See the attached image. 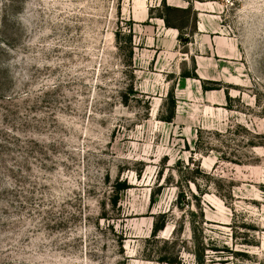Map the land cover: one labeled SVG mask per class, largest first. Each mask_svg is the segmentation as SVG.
Returning a JSON list of instances; mask_svg holds the SVG:
<instances>
[{"label": "rangeland", "instance_id": "1", "mask_svg": "<svg viewBox=\"0 0 264 264\" xmlns=\"http://www.w3.org/2000/svg\"><path fill=\"white\" fill-rule=\"evenodd\" d=\"M221 6L0 0V264H264V0Z\"/></svg>", "mask_w": 264, "mask_h": 264}, {"label": "crops", "instance_id": "2", "mask_svg": "<svg viewBox=\"0 0 264 264\" xmlns=\"http://www.w3.org/2000/svg\"><path fill=\"white\" fill-rule=\"evenodd\" d=\"M207 3L208 2L200 1V0H164V4L168 6L176 7L181 10L190 9L194 12V16L196 19L198 17V21H197V28L195 27V30H193V33L197 31L202 32L203 31L202 28L206 29L210 27L212 23V19L207 18V15L209 14H206V13L210 11L209 9L211 10H214L217 8L219 9V6L222 7L221 5H223V3L219 0L214 2V4H217V6H214L213 4L209 5ZM163 23H165L164 20H163ZM164 30L165 32L172 31L174 35H176L177 37H179L180 35L181 36L183 35L181 34L182 32L181 27H169L165 24Z\"/></svg>", "mask_w": 264, "mask_h": 264}, {"label": "trees", "instance_id": "3", "mask_svg": "<svg viewBox=\"0 0 264 264\" xmlns=\"http://www.w3.org/2000/svg\"><path fill=\"white\" fill-rule=\"evenodd\" d=\"M164 6H165V8L168 10H178V8H176V7H172V6H168V5H166V4H164ZM183 11H185V12H187V11H189L190 12V9H186V10H183ZM161 18L165 21V24L167 25V26H169V27H179V26H174V25H172L171 24V22H170V19L168 18V16L167 15H161ZM189 75V74H188Z\"/></svg>", "mask_w": 264, "mask_h": 264}, {"label": "built area", "instance_id": "4", "mask_svg": "<svg viewBox=\"0 0 264 264\" xmlns=\"http://www.w3.org/2000/svg\"><path fill=\"white\" fill-rule=\"evenodd\" d=\"M221 2H223V4H234L235 0H220Z\"/></svg>", "mask_w": 264, "mask_h": 264}]
</instances>
